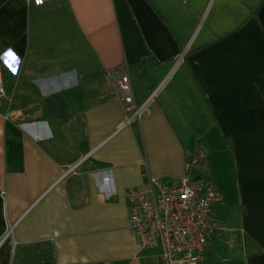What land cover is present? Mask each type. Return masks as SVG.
<instances>
[{"label":"crops","instance_id":"crops-1","mask_svg":"<svg viewBox=\"0 0 264 264\" xmlns=\"http://www.w3.org/2000/svg\"><path fill=\"white\" fill-rule=\"evenodd\" d=\"M0 62V264H163L125 193L203 152L224 228L198 264H264V0H0Z\"/></svg>","mask_w":264,"mask_h":264},{"label":"built area","instance_id":"built-area-1","mask_svg":"<svg viewBox=\"0 0 264 264\" xmlns=\"http://www.w3.org/2000/svg\"><path fill=\"white\" fill-rule=\"evenodd\" d=\"M24 1L40 6L49 0ZM112 76L117 96L130 113L126 124L141 114L147 100L140 104L134 102L130 79L124 69L105 72L107 81ZM4 97L0 62V107ZM125 196L128 228L137 248H160L163 264H198L210 240L218 238L224 228L215 212L223 202L222 195L206 178L196 180L186 175L179 180L151 179L146 185L128 189Z\"/></svg>","mask_w":264,"mask_h":264},{"label":"trees","instance_id":"trees-1","mask_svg":"<svg viewBox=\"0 0 264 264\" xmlns=\"http://www.w3.org/2000/svg\"><path fill=\"white\" fill-rule=\"evenodd\" d=\"M200 154L201 153H196L195 156L193 155V156H191V157H189L187 159V162H188L189 166L190 165L191 166L194 165L195 167H197L199 169L201 168L200 170L202 172L201 175H197V176L195 175V176H191V177H193L196 180H200L202 178H206V179L211 181V177H210V162H209L208 156L204 152L202 153L203 156H200ZM45 261L46 262H44V264H50L51 263V259L49 257L46 258Z\"/></svg>","mask_w":264,"mask_h":264},{"label":"snow or ice","instance_id":"snow-or-ice-1","mask_svg":"<svg viewBox=\"0 0 264 264\" xmlns=\"http://www.w3.org/2000/svg\"><path fill=\"white\" fill-rule=\"evenodd\" d=\"M37 2L39 3L40 0H37ZM4 59V63L11 68L12 71H15V68L12 67L13 63L16 61V56L15 54L9 50L6 53H4V56L2 57Z\"/></svg>","mask_w":264,"mask_h":264},{"label":"rangeland","instance_id":"rangeland-1","mask_svg":"<svg viewBox=\"0 0 264 264\" xmlns=\"http://www.w3.org/2000/svg\"><path fill=\"white\" fill-rule=\"evenodd\" d=\"M200 169H201V168H200ZM200 169L197 168V167H195V166H193V167L191 168V170H190V175H191V176L201 175L202 172H201ZM225 232H226V231H225Z\"/></svg>","mask_w":264,"mask_h":264}]
</instances>
